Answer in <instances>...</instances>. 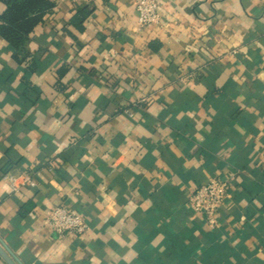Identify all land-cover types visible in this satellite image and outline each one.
Masks as SVG:
<instances>
[{
    "label": "crops",
    "instance_id": "1",
    "mask_svg": "<svg viewBox=\"0 0 264 264\" xmlns=\"http://www.w3.org/2000/svg\"><path fill=\"white\" fill-rule=\"evenodd\" d=\"M48 1L17 47L0 35L16 264H264V0H157L141 29L132 0ZM228 175L210 228L187 193ZM58 204L87 230L57 237L43 220Z\"/></svg>",
    "mask_w": 264,
    "mask_h": 264
},
{
    "label": "built area",
    "instance_id": "2",
    "mask_svg": "<svg viewBox=\"0 0 264 264\" xmlns=\"http://www.w3.org/2000/svg\"><path fill=\"white\" fill-rule=\"evenodd\" d=\"M137 14L138 29L151 27L159 23V12L157 0H132ZM3 178L10 182L13 190L20 184H34V181L26 174L18 177L5 173ZM232 176H212L204 183L189 190L187 193V205L204 216L206 224L210 228L216 226V212L221 204L229 196ZM57 237H63L66 233L81 234L88 228L83 215L63 204L55 205L50 209L43 220Z\"/></svg>",
    "mask_w": 264,
    "mask_h": 264
},
{
    "label": "trees",
    "instance_id": "3",
    "mask_svg": "<svg viewBox=\"0 0 264 264\" xmlns=\"http://www.w3.org/2000/svg\"><path fill=\"white\" fill-rule=\"evenodd\" d=\"M5 4L0 14V35L17 47L39 22L43 12L51 6L48 0H0ZM87 12L74 18L82 21Z\"/></svg>",
    "mask_w": 264,
    "mask_h": 264
},
{
    "label": "water",
    "instance_id": "4",
    "mask_svg": "<svg viewBox=\"0 0 264 264\" xmlns=\"http://www.w3.org/2000/svg\"><path fill=\"white\" fill-rule=\"evenodd\" d=\"M0 257L6 264H16L11 254L6 250V248L0 242Z\"/></svg>",
    "mask_w": 264,
    "mask_h": 264
}]
</instances>
